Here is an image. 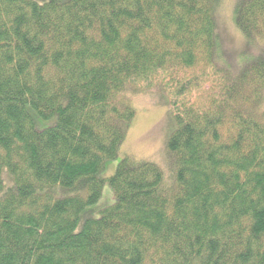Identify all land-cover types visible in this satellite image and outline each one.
<instances>
[{
  "label": "trees",
  "instance_id": "obj_1",
  "mask_svg": "<svg viewBox=\"0 0 264 264\" xmlns=\"http://www.w3.org/2000/svg\"><path fill=\"white\" fill-rule=\"evenodd\" d=\"M219 3L0 0V264H264V120L248 112L264 61L237 77L217 61ZM235 24L263 38L264 0ZM128 88L168 99L169 190L129 157L100 177L135 117ZM27 107L56 122L38 130ZM105 183L114 203L74 233Z\"/></svg>",
  "mask_w": 264,
  "mask_h": 264
},
{
  "label": "rangeland",
  "instance_id": "obj_2",
  "mask_svg": "<svg viewBox=\"0 0 264 264\" xmlns=\"http://www.w3.org/2000/svg\"><path fill=\"white\" fill-rule=\"evenodd\" d=\"M33 1L41 4L47 0ZM243 1L220 0L213 15L215 56L217 61L233 77L240 74L244 65L264 61V37L253 40L247 39L236 27V13ZM208 88L209 85L203 88V91L205 92ZM120 97H123L119 100L120 102L134 110L135 117L130 124L124 127V138L119 147L117 158L105 163L100 177L106 179L112 176L119 161L123 157H129L134 163L149 162L157 165L163 174L162 186L166 190L171 189L172 186H169L171 183L166 184V182H169L172 176L174 183V165L172 168L167 141L175 125L167 97L160 90L150 89L134 92L130 88L126 89ZM192 101L195 102V98H192ZM251 108L248 111L251 116L258 120H264V91L259 103ZM26 109L38 130L48 128L56 122V117L50 120H42L29 107ZM3 175L4 182L7 184L5 172ZM61 195H66V193L59 192L55 194V197ZM113 203L112 190L108 183H105L99 201L79 215L74 233L81 232L86 220L98 218L99 211Z\"/></svg>",
  "mask_w": 264,
  "mask_h": 264
}]
</instances>
